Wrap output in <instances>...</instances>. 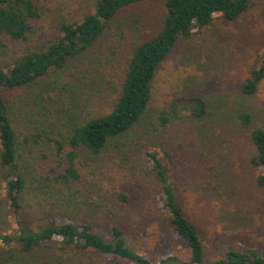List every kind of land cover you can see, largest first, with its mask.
Masks as SVG:
<instances>
[{"label":"rangeland","instance_id":"obj_1","mask_svg":"<svg viewBox=\"0 0 264 264\" xmlns=\"http://www.w3.org/2000/svg\"><path fill=\"white\" fill-rule=\"evenodd\" d=\"M96 2L36 0L34 33L26 44L9 43L10 48L20 51L50 39L59 21L81 22L94 12ZM164 14L162 1L131 5L87 55L53 76L54 86L59 83L61 90L38 95L34 87H21L4 93L19 140L42 133V141L22 146L19 157L26 179L23 216L33 226L47 213L88 221L96 230L117 225L127 245L151 262L173 255L177 264H190L185 248L167 238L164 210L144 175L143 151L155 149L178 202L200 234L205 262L219 259L215 252L220 250L264 253V186L257 183L260 169L251 163L255 150L249 130L237 120L239 113L248 112L253 125L264 129V79L253 94L241 91L262 61L264 0H251L232 22L214 15L209 25L180 40L157 71L145 117L111 140L102 153L92 156L81 150L76 161L81 181L73 189L47 180L60 171L52 170L57 154L48 138L61 140L76 122L110 109L133 46L161 29ZM176 96L201 97L207 104L205 120L160 122V111ZM136 145H142V152ZM120 193L128 195L127 202L117 200ZM13 220L0 209V231H12ZM50 246L29 254L4 246L0 260L12 255L9 264H132L92 251Z\"/></svg>","mask_w":264,"mask_h":264},{"label":"trees","instance_id":"obj_2","mask_svg":"<svg viewBox=\"0 0 264 264\" xmlns=\"http://www.w3.org/2000/svg\"><path fill=\"white\" fill-rule=\"evenodd\" d=\"M148 1L164 3L162 27L149 39L133 46L116 96L108 104L110 109L84 122H76L61 140L54 137L47 140L54 144L57 154L52 170L60 169L47 180L72 189L81 181L76 166L81 150L92 156L102 153L111 140L124 136L145 117L155 91L157 71L177 43L209 25L214 15L219 14L230 22L237 20L251 0H97L94 12L81 22L61 20L53 37L20 51L10 48L9 43L26 44L30 40L34 33L32 21L38 16L36 0H0V209L5 211L9 221L14 219L12 231H0V248L7 246L29 254L54 245L61 251L67 248L83 253L92 251L132 264H155L127 245L124 232L117 225L109 224L96 230L88 221L47 213L33 226L34 223L23 216L26 179L19 168V157L25 150L22 146L42 141V133L24 135L19 140L4 96L5 92L21 87H34L38 95L61 90L59 83L54 86L53 76L87 55L122 10ZM263 79L264 53L259 68L253 70L242 85V93L253 94ZM206 116L207 104L201 97L176 96L160 111L158 120L162 123L169 119L202 122ZM237 120L239 126L249 130L248 138L255 150L251 163L260 169L257 183L264 186V129L253 125L248 112L239 113ZM136 147L138 153L142 152V145ZM164 154L170 158L168 152ZM143 155L144 175L164 210L162 221L166 224V236L185 248L190 264H264V253L232 249L217 251L215 253L221 255L219 259L205 262L200 234L177 200L163 158L155 149H146ZM128 199L125 193L117 197L120 202ZM11 256L0 260V264H9ZM178 261V257L172 255L156 264H177Z\"/></svg>","mask_w":264,"mask_h":264}]
</instances>
